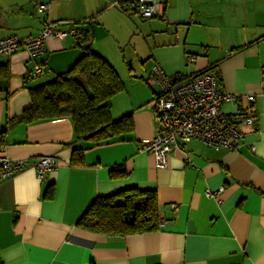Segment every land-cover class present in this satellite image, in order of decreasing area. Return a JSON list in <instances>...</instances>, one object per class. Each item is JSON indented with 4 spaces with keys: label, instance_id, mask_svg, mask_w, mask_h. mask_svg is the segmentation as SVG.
Returning a JSON list of instances; mask_svg holds the SVG:
<instances>
[{
    "label": "crops",
    "instance_id": "0c3cea01",
    "mask_svg": "<svg viewBox=\"0 0 264 264\" xmlns=\"http://www.w3.org/2000/svg\"><path fill=\"white\" fill-rule=\"evenodd\" d=\"M160 1L162 18L141 19L110 7L115 0H0V40L36 37L45 23L89 21L80 30L89 31L91 51L113 66L107 42L129 30L137 39L110 111L113 120L129 115L132 129L93 148L75 139L69 118L21 121L30 91L81 57L78 38L50 40L35 61L24 53L0 57V73H8L0 77V151L13 161L60 163L41 179L27 170L0 185V264H264V0ZM42 4L50 5L45 14L37 11ZM37 63L44 73L32 79ZM154 64L171 76L213 74L223 93L238 97L222 107L230 119L254 107L253 125L237 122L239 151L179 144L161 170L138 151L156 130L159 88L145 83ZM74 149L83 151L74 157ZM120 165L125 176L110 178ZM128 189L155 193L157 231L106 236L78 225L97 198Z\"/></svg>",
    "mask_w": 264,
    "mask_h": 264
},
{
    "label": "built area",
    "instance_id": "2783aa9c",
    "mask_svg": "<svg viewBox=\"0 0 264 264\" xmlns=\"http://www.w3.org/2000/svg\"><path fill=\"white\" fill-rule=\"evenodd\" d=\"M110 7L125 15L131 12L125 0L115 1ZM49 10V4L37 7L39 13L45 14ZM135 13L141 19L162 18V3L160 0H137ZM88 22L45 23L41 32L33 38L12 34L0 40V57L24 53L29 60L35 61L44 54L50 40L77 39L80 27ZM43 73V65L37 63L29 77L35 79ZM145 83L150 88H159L153 111L156 130L154 137L143 143L138 151L152 155L158 170L168 166V157L179 144L198 141L215 150L237 152L244 143V135L239 131L237 122L241 121L249 126L255 122L253 106L244 109L236 118L226 117L222 111L223 105L238 97L223 93L218 87L216 77L211 73L177 77L168 75L159 64H154L145 78ZM261 87L264 94V73ZM250 149L255 150L253 146ZM59 165L54 157H41L34 163L13 161L0 151V185L27 170H33L41 179L46 173L57 170ZM222 191L223 189L216 192L206 191L205 196L215 198Z\"/></svg>",
    "mask_w": 264,
    "mask_h": 264
},
{
    "label": "trees",
    "instance_id": "16d2710c",
    "mask_svg": "<svg viewBox=\"0 0 264 264\" xmlns=\"http://www.w3.org/2000/svg\"><path fill=\"white\" fill-rule=\"evenodd\" d=\"M136 1L125 0L130 11H135ZM77 40L81 57L68 72L30 91V106L21 121L31 124L69 118L75 139L89 143V148L121 140L132 129L131 118L125 115L113 120L110 111L112 98L123 91L124 84L110 63L91 51L89 31L80 30ZM1 76L8 77L7 70ZM82 151L74 149L73 156ZM109 176H125L124 167L111 168ZM161 223L155 193L137 189L97 198L78 221L81 228L106 236L149 233L157 231Z\"/></svg>",
    "mask_w": 264,
    "mask_h": 264
},
{
    "label": "rangeland",
    "instance_id": "374dc122",
    "mask_svg": "<svg viewBox=\"0 0 264 264\" xmlns=\"http://www.w3.org/2000/svg\"><path fill=\"white\" fill-rule=\"evenodd\" d=\"M75 1L77 2L78 0ZM89 1L91 3L97 4L99 0H89ZM135 45H137V39L132 36L130 30L127 31V33H123V35L119 37L116 42L115 41L111 43L107 42V47L110 49L111 53L114 55L113 57L115 58L112 60H116L114 63L115 65L113 66L111 65V66L114 68V70L116 71V73L119 75L120 78H125L130 75L129 65H131L133 61L132 53H133V47H135ZM55 78L56 77H53L52 80H54Z\"/></svg>",
    "mask_w": 264,
    "mask_h": 264
}]
</instances>
